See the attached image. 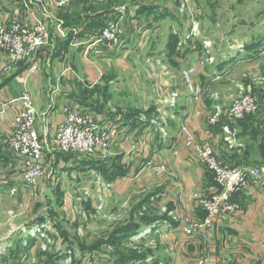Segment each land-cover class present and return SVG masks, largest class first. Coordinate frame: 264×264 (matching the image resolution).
Instances as JSON below:
<instances>
[{
  "label": "crops",
  "instance_id": "1",
  "mask_svg": "<svg viewBox=\"0 0 264 264\" xmlns=\"http://www.w3.org/2000/svg\"><path fill=\"white\" fill-rule=\"evenodd\" d=\"M28 2L31 6L34 4L33 0ZM176 2L178 3L177 0H127L125 8L120 1L119 7L98 12L105 21L120 19L131 43L126 42L121 51L114 54L111 62L98 60L95 68L82 60L79 54L75 62H67L63 56L50 58L47 67L45 56H39V72L27 74L21 68L24 66L22 65L18 68L22 70L16 69L12 75H5L1 72L3 64L0 59V138L8 133L13 117L20 110L18 102L24 93L30 96L35 109L42 115L38 127L41 139H44L45 128L51 132L63 121L61 111L65 104L75 101L92 108L102 122L107 126H117L119 130L109 158V167L115 176L107 181L103 175L102 180V172L97 170L101 180L109 184L107 198L110 203L124 208L128 205L127 198L132 192L140 194L150 191V204L157 208V217L153 219L151 226H144L148 231L130 239L155 241L154 247L150 248L153 253H145L142 264H197L201 259H206L209 264H264L262 183L251 181L247 191L232 197L231 202L240 207L234 216L217 221L211 228L195 235L182 232V215L196 220H202L205 215L193 196L208 199L216 188L208 172L185 147L187 137H192L195 142H211L220 158L234 167L250 168L260 163L255 151L251 158L246 157L249 146L242 142L244 138L239 135V123L233 147L228 148L223 141L225 134L221 130L222 125L212 119V108L216 105L210 107V93H205L204 86L201 87L202 81L208 78L213 80L214 75L203 76L200 69V77L195 75L192 78L191 89L182 79L180 72L183 69L192 66L199 69L198 60L202 55L191 49V46L197 44V39L188 38V55L185 44L184 49L176 47L179 51H185L182 54L175 53L174 57L169 56L172 52L166 41L158 44L164 31H170L171 34L176 32L180 36V24L185 26L183 23H176V19L181 20L175 7ZM129 5L137 7L136 13L130 12V8L125 10ZM21 10V0H0V23L11 19ZM72 11L78 12L79 8L73 5L66 14ZM192 24L197 25L190 22L188 27L185 26V31L191 33ZM82 28L83 26L81 31ZM198 35L200 36L199 30ZM86 36H79V40ZM156 40L157 44L153 45ZM206 40L208 39L201 37L202 49ZM80 49L81 47L75 50ZM168 58L172 60L171 63ZM186 58L189 66L185 68L183 62ZM16 73L21 74L25 81L21 82ZM171 93L177 96V104L173 107L168 106ZM182 127L185 128L184 132L181 131ZM258 144L259 141H255L254 146ZM3 158L7 164L4 166L6 173H0L1 177L4 174L8 178L10 175L16 176L17 173L8 168L11 158L1 144L0 161ZM55 162L57 163V159L53 160ZM156 165H165V171L156 173L150 168ZM107 191H104V195ZM62 196L60 200L48 201L46 206H66L64 195ZM147 206L146 204L144 207ZM163 209H167L171 215L162 216ZM27 225L24 218L9 219L0 215V240L5 236L14 241L21 239ZM23 252L26 254L27 249H21L20 254ZM25 254L22 259L19 258L18 264H23L27 257Z\"/></svg>",
  "mask_w": 264,
  "mask_h": 264
},
{
  "label": "rangeland",
  "instance_id": "2",
  "mask_svg": "<svg viewBox=\"0 0 264 264\" xmlns=\"http://www.w3.org/2000/svg\"><path fill=\"white\" fill-rule=\"evenodd\" d=\"M124 1L122 3L125 8L127 0ZM169 3L173 4L172 1ZM96 6L104 7H94L93 9H97L91 10L90 14L98 10H111L120 5L109 3ZM175 7L181 19L179 21L176 19L177 25L183 23L188 27L190 22H194L197 24V31L188 33L185 31V26L182 27L180 24V36L177 33L171 34L170 31H164L160 40L158 39V44L161 45L166 41L172 52L169 56L174 57L175 53L182 54L185 51H179L176 48L179 41H182L180 48L184 49L186 44V55H188L190 48L187 47L189 43L185 37H192L197 39V44L191 46V49L198 51L199 55L204 57L206 55L200 40L201 37L208 39L206 40L210 45L208 55L214 58V62L207 67L204 66L201 70L203 76L213 74L215 78L202 81L201 87L204 86L205 93H210L209 100L212 102H210V107L217 104L229 107L247 90L259 96L257 110L240 119L246 127L247 134H243V129L240 128L239 135L244 138L242 142L249 146L248 158H251L255 151L256 159L263 166L254 143L261 141L264 137V81L261 80L264 72V0H183L176 2ZM74 13L83 14L82 11ZM65 14L57 15L51 24L49 34L51 48L44 55L46 67L51 61L49 59L53 57L63 56L65 61L75 62L80 56H78L80 50L69 48L71 40L75 37L79 38L80 34H77V31L82 27L78 23L80 18L74 15L67 20L66 25L63 17ZM85 15L83 14L82 18ZM56 20L62 22V27H66V30L62 29L66 31L62 37L57 36ZM84 39L86 38L81 40ZM158 40L153 42V45H156ZM114 57L115 55H111L108 59L97 58L95 60L92 57L87 58L94 60L93 64L80 58L95 68L98 66L99 61L97 60L111 62L108 60ZM170 61L172 60L168 58L169 63ZM187 61L188 58L183 62L185 68L189 66ZM171 66L173 67L172 64ZM199 72L200 68L197 70V76ZM54 159L59 161V156L56 155ZM54 159H51L49 170L40 181L36 193L29 197L26 196L29 194L28 191H24L16 176L10 175L8 178L6 174L2 177L0 175V215L9 219L24 218L28 223L27 227L45 218L47 219L46 226L51 234L48 239L36 238L34 240L27 235L28 244L25 248L22 247L21 241L24 240L26 233L16 241L5 236L0 240V247L4 248L0 264H18L19 258L22 259L25 254L24 252L20 254L21 249L24 251L27 249L25 254L27 257L23 264H28L29 260L31 264L38 262L41 264H142L143 255L148 251L153 253L150 248L154 247L155 241L150 239L130 241V239L142 231L144 226L146 228L151 226L153 219L157 217L156 206L150 204L152 196L150 191L140 194L132 192L127 198L128 205L121 208L118 207L119 205L111 204L110 199L107 198L110 188L106 185L108 183L101 181L93 174L103 165L110 166L109 158L100 161L87 157L80 162L79 166L77 165V168H73L74 164L68 165L67 167L72 169H66L61 174L58 172L62 171L64 164L53 163ZM5 160L3 158V161H0V173H6L4 172V166L7 164ZM58 165L60 169L55 170ZM157 166H150V168L154 170L153 168ZM6 170L10 171L7 167ZM15 173L18 172L15 171ZM12 188H16V193L11 196ZM104 191H107L105 195ZM62 194L64 203H67L66 206L57 208L55 204L52 205L53 207L44 204L48 201L60 200L63 197ZM85 199L90 202L81 204V201ZM146 204L147 208L144 207ZM152 205L155 207H151ZM161 213L162 216L169 217L166 214L167 209ZM33 255L35 260L31 257Z\"/></svg>",
  "mask_w": 264,
  "mask_h": 264
},
{
  "label": "built area",
  "instance_id": "3",
  "mask_svg": "<svg viewBox=\"0 0 264 264\" xmlns=\"http://www.w3.org/2000/svg\"><path fill=\"white\" fill-rule=\"evenodd\" d=\"M76 1L33 0L34 4L31 6L28 0H21L24 11L21 10L13 15L11 19L0 23L2 74L12 75L21 65L27 66L25 69L27 74L38 72L40 67L38 57L47 54V51L51 48L49 34L53 20H55L57 14L66 11ZM120 1L123 2L124 0H89L90 4L95 6L109 3L119 5ZM177 1L181 2L183 0ZM128 8H130V12L136 13L137 7L132 8L129 5L125 10ZM29 16L31 19H29ZM56 21L57 36L62 37L66 32L62 30L65 27H62L61 21ZM196 31L197 25L193 24L191 32ZM80 32L81 29H78L77 34ZM188 38V36L185 37L186 40ZM126 42L131 43L128 41L126 27L121 24V20H109L95 34L87 35L85 41L79 40L78 37L72 39L69 48L74 50V48L77 49L82 46L80 57L93 64L97 58H110L111 55L122 49ZM181 45L182 41H179L178 46ZM209 46L208 42H203V50L206 56L198 60L200 69L214 62V58L208 55ZM91 57L94 59L93 61L87 59ZM180 73L182 79L191 89V86H193L192 78L197 75V67H189ZM16 77L21 82L25 81L21 74L16 75ZM261 80L264 81V72ZM244 92L229 107L216 105L212 108V119L221 122V130L225 134L223 141L230 149L233 147L238 135L239 120L243 116L256 111L259 106V96L251 90ZM176 98L175 93L170 94L169 107L177 104ZM18 103L20 110L13 117L8 133L0 140L11 158L8 168L18 172L16 177L20 180L24 191L26 190L29 193L26 196L29 197L36 193L40 181L43 180L49 170L52 156L56 157L58 155L59 161L57 160V163L64 164L62 171L58 172L60 174L65 172L66 169H72L68 168V165L74 164L73 168H77V165L79 166L80 162L87 157L100 161L110 158V149L119 136V130L117 126H107L100 120L94 110L75 101L65 104L61 111L64 117L63 121L51 132L45 128L44 139H41L38 127L42 115L35 109L30 96L24 93ZM45 123H47V119H45ZM231 125L233 126L232 129L230 128ZM181 131L184 132L185 128L182 127ZM185 147L196 162L212 176L216 186L214 193L208 199H199L197 196H193L205 213L202 220L191 219L185 215L181 216L183 222L182 232L186 235H195L202 230L211 228L217 221L234 216L240 207L231 202L232 197L247 191L251 181L264 185V167L253 165L250 168H235L220 158L209 141L195 142L192 137H187ZM174 155H176V152H174ZM65 156H69V158L65 159ZM58 168L59 165L55 167V170ZM153 169L156 173L163 172L165 171V165H158ZM93 174L100 178L98 171H94ZM15 189L10 190L11 196L16 193ZM85 202H90V200L85 199L81 201V204ZM167 215H171V212H167ZM46 223L47 219L43 218L41 221L28 226L25 232L26 236L21 241L22 247L25 248L28 244L27 235L33 240L36 238H50L51 234ZM147 231V229H144L137 233L135 237H139ZM31 263V261L28 262V264ZM197 264H209V262L206 259H201Z\"/></svg>",
  "mask_w": 264,
  "mask_h": 264
},
{
  "label": "trees",
  "instance_id": "4",
  "mask_svg": "<svg viewBox=\"0 0 264 264\" xmlns=\"http://www.w3.org/2000/svg\"><path fill=\"white\" fill-rule=\"evenodd\" d=\"M73 5H75L76 8H79V11L78 12L82 11L83 14H86L84 18H82V15H83L82 13H74V12H77V11H72L69 15L68 14H65L68 9L66 11L60 13V14H65L64 19H65L66 25H67V22H68L67 20L68 19H71L74 15H78L77 17L80 18V21H78V23H79V25H82L83 26L82 31H81V33H80L79 36H83L84 37V35H93L99 29H101L104 26L105 20L102 19L101 13H98V12L104 11V10H98L96 13L90 14L91 10H96L97 8L93 9L95 6H93L92 4H90L89 0H77L76 2H74L71 5V8L73 7ZM101 7H104V6H100V8ZM105 11H107V10H105ZM72 22L75 23L74 21H72ZM23 67H21V68L22 69H26L27 68V66H25L24 68ZM21 68L18 69V70L19 71L22 70ZM16 75H17V73H16ZM82 106H84V105H82ZM87 108H89V107H87ZM90 109H92V108H90ZM92 110H94V109H92ZM219 123H221V122H219ZM238 123H239V127L243 129L242 130V133L243 134H247L246 129H245L246 127H245L244 123L241 122V120H239ZM252 126H250L251 129H253ZM256 148H255V150L257 151L258 157H260V159L262 161V165L264 167V137H263V139L261 141H259V144L256 146ZM246 157L248 158V154H246ZM68 158H69V156H65V159H68ZM100 170L103 173V175H104V177H105V179L107 181L110 180L111 178H113L115 176L114 173H112V170L110 169V167L107 166V165H103ZM210 177L212 178L211 175H210Z\"/></svg>",
  "mask_w": 264,
  "mask_h": 264
},
{
  "label": "bare ground",
  "instance_id": "5",
  "mask_svg": "<svg viewBox=\"0 0 264 264\" xmlns=\"http://www.w3.org/2000/svg\"><path fill=\"white\" fill-rule=\"evenodd\" d=\"M4 248L0 247V254L3 252Z\"/></svg>",
  "mask_w": 264,
  "mask_h": 264
}]
</instances>
